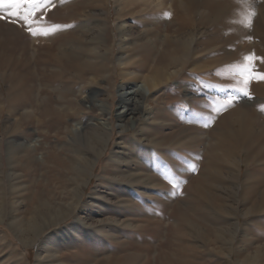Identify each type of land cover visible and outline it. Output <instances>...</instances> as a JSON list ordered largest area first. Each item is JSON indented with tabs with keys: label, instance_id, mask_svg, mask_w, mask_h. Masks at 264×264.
<instances>
[{
	"label": "rangeland",
	"instance_id": "1",
	"mask_svg": "<svg viewBox=\"0 0 264 264\" xmlns=\"http://www.w3.org/2000/svg\"><path fill=\"white\" fill-rule=\"evenodd\" d=\"M12 11L0 264H264V0H54L28 23ZM120 22L136 78L118 63ZM52 24L67 27L44 35ZM154 70L175 72L134 96ZM79 90L104 108L88 115L110 133L101 152L65 142L90 105ZM70 147L93 162L83 175Z\"/></svg>",
	"mask_w": 264,
	"mask_h": 264
},
{
	"label": "bare ground",
	"instance_id": "2",
	"mask_svg": "<svg viewBox=\"0 0 264 264\" xmlns=\"http://www.w3.org/2000/svg\"><path fill=\"white\" fill-rule=\"evenodd\" d=\"M153 1L155 2L156 5H162L164 3V0H153ZM169 8L172 11V6L171 5L169 6ZM120 23L121 24L118 27V35H119V46H120L121 52H120V55L118 57V63L120 65V67H121V70H123V75H125L126 77H128V79L136 78L139 74L141 75V73L139 71L133 69V68L126 67V66L129 65V63H131L130 62L131 56L127 52V50H128L127 49V45L130 42V39H131V36H132V32L130 31L129 28H127L126 26H124V22H120ZM129 37H130V39H129ZM181 39L182 40L184 39L182 43H183V45H185L186 39L185 38H181ZM186 43H187V41H186ZM188 45H189V43H188ZM112 50H113V48L111 47L110 52ZM178 58L181 59V61H184L185 54L182 55V57L180 55V57H178ZM175 61H176V59H175ZM154 65L156 66V64H154ZM163 72H162L163 75L160 76L158 74L159 72L157 70H154V71H151L150 74L148 73L147 75H143V79L140 82L135 81L134 82V88L135 89L133 91L134 96H135V94H141L142 91H144V93L150 91L151 89L149 87V83L150 84H153L159 78L162 79L163 76H165V75L170 76L175 71H173L172 73H170V72H167L166 70H163ZM131 88L132 87H130V89ZM124 89H126V88L124 87ZM127 91L128 90H124L123 91L124 92L123 95H126ZM79 92L81 94H85L86 93V96L85 97L90 102V105L86 107V106H83L82 104H79L80 102L77 103L78 106L76 108L79 107L78 116H81L79 118V120H78L79 121L78 123L81 126H80V128H74V129H72L70 127L69 123L67 122L66 125H65V133H66V135H67L68 138L65 139V142H75L78 138H82L83 137V138H85L89 142V144L94 148V150H98L99 149V152H101L102 149H103V145L102 144H105L106 145V143L108 141V138L110 136V133L108 132V130L103 125H101V124H99L97 122H90L89 119H88V115H91L96 110L98 112H101L102 113V111H103L104 108H103L102 105H100V108H96L95 105L93 104L94 103V98L96 96H98V93L97 92L94 91L93 93L92 92L87 93L86 91H82V90H79ZM123 95H122V101L125 102V104H124L123 107H125V106L128 107V104L126 103V101L129 98H126V96H123ZM101 101H103V100H101ZM131 108H132V110L135 109L133 106ZM143 109L147 112V114H149V111H151L150 107H148L146 105H144V108ZM137 110H140V109H137ZM135 115H136V113L133 114V116L131 117L132 126L135 125V122L137 121V118L135 117ZM86 116H87V118H86ZM84 118H86V119L84 120ZM124 127L125 126H122V128H124ZM134 128H135V126H134ZM70 148L72 150V147H70ZM72 151L76 155H72V153H71V155H69L68 158L71 159V160H73V162H75L73 167L75 168L76 172L78 174H80V175H83L84 172L86 171V168L92 166V163L93 162L90 161V158L87 159L86 156H84L83 154H81V152L79 153L76 150H72ZM94 160L95 159H93V161ZM76 227H77V225H76ZM37 231H40V229H38ZM79 232L80 231H79V227H78V230H73L72 234L79 235ZM72 234H70V236ZM73 237H71V238H73ZM68 240H70V239H68Z\"/></svg>",
	"mask_w": 264,
	"mask_h": 264
},
{
	"label": "snow or ice",
	"instance_id": "3",
	"mask_svg": "<svg viewBox=\"0 0 264 264\" xmlns=\"http://www.w3.org/2000/svg\"><path fill=\"white\" fill-rule=\"evenodd\" d=\"M50 6H54V0H0V9L5 7L15 9V11L9 12L8 16L19 17L23 19L26 23L29 22V17H32V22H36V13L48 9ZM21 8L25 9L26 14L21 15L20 12ZM251 15L254 16L255 13H252ZM4 18L5 17L0 16V19H4ZM249 26H250V21H249ZM62 27H67V26L52 24L51 29H43L41 31L43 32L44 35H48L49 31H54ZM29 31L33 36L37 35V31H33L30 24H29ZM260 78L264 79V75H261ZM245 95H247V93H245Z\"/></svg>",
	"mask_w": 264,
	"mask_h": 264
}]
</instances>
